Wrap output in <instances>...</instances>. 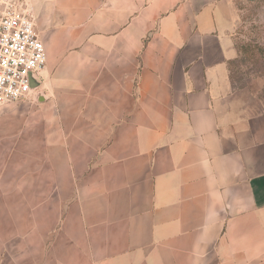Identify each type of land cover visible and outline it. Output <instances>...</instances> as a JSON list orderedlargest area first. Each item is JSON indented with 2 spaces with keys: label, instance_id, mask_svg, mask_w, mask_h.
I'll return each mask as SVG.
<instances>
[{
  "label": "crops",
  "instance_id": "0c3cea01",
  "mask_svg": "<svg viewBox=\"0 0 264 264\" xmlns=\"http://www.w3.org/2000/svg\"><path fill=\"white\" fill-rule=\"evenodd\" d=\"M24 3L88 161L72 264H264V100L231 76L233 2Z\"/></svg>",
  "mask_w": 264,
  "mask_h": 264
},
{
  "label": "rangeland",
  "instance_id": "374dc122",
  "mask_svg": "<svg viewBox=\"0 0 264 264\" xmlns=\"http://www.w3.org/2000/svg\"><path fill=\"white\" fill-rule=\"evenodd\" d=\"M231 1V76L236 87L262 101L264 0ZM45 80L41 72L34 94L0 105V264H72L80 259L65 245L63 233L74 224L75 199L88 191L82 182L89 174L88 161L86 156L76 165L70 161L63 143L74 137L73 105L58 103Z\"/></svg>",
  "mask_w": 264,
  "mask_h": 264
},
{
  "label": "built area",
  "instance_id": "2783aa9c",
  "mask_svg": "<svg viewBox=\"0 0 264 264\" xmlns=\"http://www.w3.org/2000/svg\"><path fill=\"white\" fill-rule=\"evenodd\" d=\"M23 6L22 0H0V105L35 93L46 65L45 44Z\"/></svg>",
  "mask_w": 264,
  "mask_h": 264
},
{
  "label": "clouds",
  "instance_id": "9594fccd",
  "mask_svg": "<svg viewBox=\"0 0 264 264\" xmlns=\"http://www.w3.org/2000/svg\"><path fill=\"white\" fill-rule=\"evenodd\" d=\"M33 65L31 62L28 63L27 67L31 68ZM9 91H11V88H9Z\"/></svg>",
  "mask_w": 264,
  "mask_h": 264
}]
</instances>
